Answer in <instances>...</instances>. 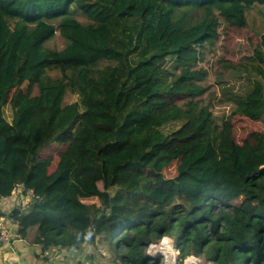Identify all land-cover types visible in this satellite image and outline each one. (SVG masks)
<instances>
[{"label": "trees", "instance_id": "1", "mask_svg": "<svg viewBox=\"0 0 264 264\" xmlns=\"http://www.w3.org/2000/svg\"><path fill=\"white\" fill-rule=\"evenodd\" d=\"M256 5L264 0H0V197L18 184L40 197L21 220L29 244L87 236L118 252L110 264H160L143 245L170 246L156 239L168 233L205 263L264 264V143L234 134L237 118L264 121V29L239 66L221 61L232 73L215 71L219 95L173 90L207 75L197 64L220 18L243 28ZM57 29L66 43L49 48ZM20 82L29 88L14 110ZM216 105L228 111L213 115ZM54 143L52 165L42 149ZM240 196L255 210L232 203Z\"/></svg>", "mask_w": 264, "mask_h": 264}, {"label": "rangeland", "instance_id": "2", "mask_svg": "<svg viewBox=\"0 0 264 264\" xmlns=\"http://www.w3.org/2000/svg\"><path fill=\"white\" fill-rule=\"evenodd\" d=\"M78 20L82 23L86 22V18L79 16ZM219 37L215 41V44L212 47L210 52H205V54L199 60L197 67L201 69H206L207 75L203 76L202 72L198 70L191 78L179 81L175 84L173 90L174 92H187L190 95L195 94L198 90L205 89V93L196 96L197 98L202 97L207 100V96L209 92H214L215 94L219 95V85L215 81L216 70H222L225 72L226 75H230L232 70L230 67L225 68L222 66L221 61L228 62H237L238 66L242 63V60L251 53L252 46L255 42H257L260 38V34L263 32L264 29V6L263 5H256L247 16V24L243 28H237L228 24L223 18H220L219 22ZM66 43L65 38L60 34V32H55L54 36L50 38L45 45L49 48H62ZM21 63V60H17V65ZM29 88V85L25 82L17 83L14 94L11 95L10 104L15 110L16 107L19 106L21 103L24 93L26 89ZM197 94V93H196ZM195 94V95H196ZM70 94L68 93L65 97V100H69ZM179 98V102H182L185 97H176ZM163 99V100H162ZM175 99V98H174ZM164 102V97L162 96L161 99L154 98L149 101L151 106H160ZM213 115L220 116L223 112L228 111V106L223 105H216L211 108ZM170 111H162L161 116L163 118L170 117ZM207 128L210 127L207 125ZM252 131H256L260 136L262 142L264 143V121L259 120H250L248 118L242 117L237 118L234 120V134L236 141H241L243 137L249 134ZM150 133V131H148ZM68 137L66 136L63 138L62 142H65ZM42 143V136H39L38 145L41 146ZM60 144L54 143L52 146L47 147V149H42L45 151V155H48L49 158L52 159V165L55 164L58 152H59ZM86 204H92L96 202V199H89L85 201ZM237 206H242L249 211L255 210V203L247 200L244 196H240L236 200L232 202ZM25 215V214H24ZM155 240V239H154ZM173 246H178L177 238L175 235L172 236ZM103 241V239H102ZM99 244L101 246L106 245L104 241ZM165 246V245H164ZM167 248L171 246H165ZM180 249V248H179ZM110 252L109 249H105L106 252V264H110V260L113 259L119 260V254L116 250H112ZM144 251V250H143ZM186 256V254L182 253L180 250L179 257L181 260ZM163 258V256H161ZM155 258L160 260L159 256ZM201 263H205L202 257ZM178 264H182L179 261Z\"/></svg>", "mask_w": 264, "mask_h": 264}, {"label": "built area", "instance_id": "3", "mask_svg": "<svg viewBox=\"0 0 264 264\" xmlns=\"http://www.w3.org/2000/svg\"><path fill=\"white\" fill-rule=\"evenodd\" d=\"M40 201V197L32 189L22 184L16 185L9 196L0 197V264H106L105 246L99 245L100 243L90 240L87 236L78 246L45 247L39 243L29 244L22 233L21 220L28 206L38 204ZM165 234L168 235L166 240L171 246L168 249L175 251L174 258L168 253H156L155 248L147 251L146 244H153V240L143 245V250L148 256L152 258L159 256L160 264H178L179 261L182 264H202L201 258L194 255H188L181 260L180 250L173 246L172 237L168 233L159 234L156 239ZM94 252L98 253L96 260L92 258Z\"/></svg>", "mask_w": 264, "mask_h": 264}, {"label": "bare ground", "instance_id": "4", "mask_svg": "<svg viewBox=\"0 0 264 264\" xmlns=\"http://www.w3.org/2000/svg\"><path fill=\"white\" fill-rule=\"evenodd\" d=\"M158 245V246H157ZM153 248H155V251H157L156 253L160 252V253H164V254H167L171 257L172 255L175 254V251H170L167 247H165L164 245H160V243H156V244H151L149 245L148 249L147 250H152ZM154 250V249H153ZM168 256V257H169ZM175 256V255H174ZM189 264H192V263H189Z\"/></svg>", "mask_w": 264, "mask_h": 264}, {"label": "crops", "instance_id": "5", "mask_svg": "<svg viewBox=\"0 0 264 264\" xmlns=\"http://www.w3.org/2000/svg\"><path fill=\"white\" fill-rule=\"evenodd\" d=\"M100 241V240H99ZM93 255H92V258L94 259V260H96L97 259V257H98V253H96V252H94V253H92Z\"/></svg>", "mask_w": 264, "mask_h": 264}, {"label": "water", "instance_id": "6", "mask_svg": "<svg viewBox=\"0 0 264 264\" xmlns=\"http://www.w3.org/2000/svg\"><path fill=\"white\" fill-rule=\"evenodd\" d=\"M156 261H159V259H158V258H156Z\"/></svg>", "mask_w": 264, "mask_h": 264}, {"label": "clouds", "instance_id": "7", "mask_svg": "<svg viewBox=\"0 0 264 264\" xmlns=\"http://www.w3.org/2000/svg\"><path fill=\"white\" fill-rule=\"evenodd\" d=\"M170 235V234H169ZM152 258V257H151Z\"/></svg>", "mask_w": 264, "mask_h": 264}]
</instances>
